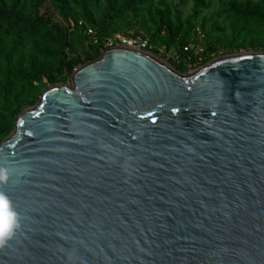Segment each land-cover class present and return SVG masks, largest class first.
<instances>
[{"label":"water","instance_id":"95a60500","mask_svg":"<svg viewBox=\"0 0 264 264\" xmlns=\"http://www.w3.org/2000/svg\"><path fill=\"white\" fill-rule=\"evenodd\" d=\"M0 145V264H264V54L179 73L104 50Z\"/></svg>","mask_w":264,"mask_h":264},{"label":"trees","instance_id":"16d2710c","mask_svg":"<svg viewBox=\"0 0 264 264\" xmlns=\"http://www.w3.org/2000/svg\"><path fill=\"white\" fill-rule=\"evenodd\" d=\"M50 1L63 21H67V9H79L82 10L81 18L97 29L95 33L98 37L104 38L110 29L109 19L113 18L111 14L115 9V0H102L106 17L98 20H94L87 12L83 0ZM91 1L100 11L101 0ZM41 5L42 0H0V138L6 134L11 116L36 101L37 88L43 80L53 85L64 82L66 76L71 75L79 65V61L69 58V53L73 51V37L87 42L88 48L99 55L98 49L92 47L82 35V28L78 27L81 21H75L70 30L63 28L40 15ZM204 7L202 0H194L193 17L198 15V8ZM227 11L241 27L238 33L233 34L232 42L240 41L241 35L246 31L251 33L248 30L250 27L264 29V0L256 4L250 1H233L227 5ZM173 30L170 28L168 31L169 35L172 33V37L163 40L168 49L176 48L172 45L175 38L179 35L186 37L188 34V31L182 33L180 27ZM188 43L184 42L181 47ZM224 52L226 55H233L238 50L229 45ZM26 55L29 56L28 59ZM170 67L179 73L186 72L183 65Z\"/></svg>","mask_w":264,"mask_h":264},{"label":"rangeland","instance_id":"374dc122","mask_svg":"<svg viewBox=\"0 0 264 264\" xmlns=\"http://www.w3.org/2000/svg\"><path fill=\"white\" fill-rule=\"evenodd\" d=\"M83 1L87 12L94 20L106 17L105 4L102 0L99 2L100 11L92 5L91 0ZM233 1L236 3L250 1L256 4L261 0H202L205 7L197 9L196 17H193L194 0H136L135 2L115 0V9L111 14L113 18L109 19L110 29L105 37H121L139 32L146 35L154 47H160L165 46L163 40L172 37V33L169 35L168 32L170 28L177 30L180 27L182 33L188 31V34L186 37L179 35L173 40L172 45L176 47V51H179L184 42H189L187 45L190 44L193 50L199 53L192 70L209 64L213 59L226 56L224 51L229 45L238 50L236 55L264 54V29L250 27L248 30L252 31L251 33L246 31L244 35H241L240 41L232 42L233 34L241 30L239 23L227 11V5ZM81 12L82 10L79 9H67V21H63L50 0H42V5L39 8L41 16L63 28L70 30L75 25V21H81L97 32V29L91 27L86 20L81 18ZM71 40L73 51L69 53V58L79 61V65L73 72L100 57V54L96 55L93 50L88 48L87 42L82 39L75 36ZM28 58L29 56L26 55V59ZM159 59L162 60L160 57ZM70 76H66L64 82L54 85L43 80L38 85L36 101L22 111L33 108L42 95L52 87L71 86ZM20 113L11 116L6 134L0 138V145L13 135Z\"/></svg>","mask_w":264,"mask_h":264},{"label":"built area","instance_id":"2783aa9c","mask_svg":"<svg viewBox=\"0 0 264 264\" xmlns=\"http://www.w3.org/2000/svg\"><path fill=\"white\" fill-rule=\"evenodd\" d=\"M78 27L82 28V35L90 42L92 47L98 49L100 55L104 50L120 47L125 44L144 49L146 52L151 53L155 57H160L168 65H183L186 71H190L194 68V63L199 56V53H196L190 44L179 48V52H177L175 49H168L165 46L154 47L147 36L143 33L137 32L121 37L102 38L98 37L96 33L83 22H79ZM154 52L155 54H153Z\"/></svg>","mask_w":264,"mask_h":264},{"label":"clouds","instance_id":"9594fccd","mask_svg":"<svg viewBox=\"0 0 264 264\" xmlns=\"http://www.w3.org/2000/svg\"><path fill=\"white\" fill-rule=\"evenodd\" d=\"M8 176L5 170L0 169V183H5ZM17 226V216L10 202L3 192H0V246H2L13 233Z\"/></svg>","mask_w":264,"mask_h":264}]
</instances>
